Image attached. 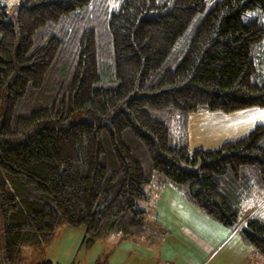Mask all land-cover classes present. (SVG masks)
<instances>
[{"label":"trees","instance_id":"1","mask_svg":"<svg viewBox=\"0 0 264 264\" xmlns=\"http://www.w3.org/2000/svg\"><path fill=\"white\" fill-rule=\"evenodd\" d=\"M7 16L0 0V264L63 224L88 244L148 235L147 185L237 225L264 188V123L192 150L189 118L264 108V0H23ZM243 231L264 257V222Z\"/></svg>","mask_w":264,"mask_h":264},{"label":"rangeland","instance_id":"2","mask_svg":"<svg viewBox=\"0 0 264 264\" xmlns=\"http://www.w3.org/2000/svg\"><path fill=\"white\" fill-rule=\"evenodd\" d=\"M22 1L1 0L7 5V20L13 21ZM259 111H264V108H248L230 114L205 110L192 114L189 118L190 149H215V146L218 147L232 136H239V127L256 115H261L262 112ZM234 130L237 132H232ZM145 189L149 200L152 201L146 207L156 212L159 222L155 223L153 216L148 218V225L153 226L148 235L132 238L111 235L97 238L88 244L83 226L63 224L57 228L50 243L42 246H23L22 256L25 262L264 264V257L248 242L243 231L250 218L264 222V188H252L246 194L241 202L239 221L232 227L220 224L207 214L203 216L202 210L188 202L172 184L147 185Z\"/></svg>","mask_w":264,"mask_h":264},{"label":"crops","instance_id":"3","mask_svg":"<svg viewBox=\"0 0 264 264\" xmlns=\"http://www.w3.org/2000/svg\"><path fill=\"white\" fill-rule=\"evenodd\" d=\"M259 112H262L261 115H256L255 117L249 119L245 125L239 127L241 129L239 136H237L238 134H236V136H232L230 139H236V138L242 137L243 135H246L254 127V125H256L257 123H264V111H259ZM255 114H257V113H255ZM190 121H191V119H189V127H190ZM236 130H238V129H236ZM236 130H234L232 132H237ZM215 147H217V146H215ZM180 195H183L185 197V195L181 191H180ZM185 199L187 200L186 197H185ZM150 202L152 203V201H150ZM197 211L201 212L198 209H197ZM201 214H203V216L206 215L203 212H201Z\"/></svg>","mask_w":264,"mask_h":264}]
</instances>
